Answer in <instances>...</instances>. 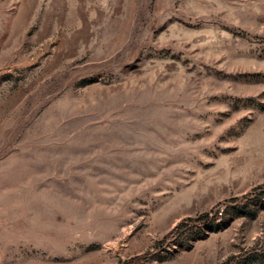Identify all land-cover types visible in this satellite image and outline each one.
Listing matches in <instances>:
<instances>
[{
  "label": "rangeland",
  "instance_id": "obj_1",
  "mask_svg": "<svg viewBox=\"0 0 264 264\" xmlns=\"http://www.w3.org/2000/svg\"><path fill=\"white\" fill-rule=\"evenodd\" d=\"M0 264H264V0H0Z\"/></svg>",
  "mask_w": 264,
  "mask_h": 264
},
{
  "label": "trees",
  "instance_id": "obj_2",
  "mask_svg": "<svg viewBox=\"0 0 264 264\" xmlns=\"http://www.w3.org/2000/svg\"><path fill=\"white\" fill-rule=\"evenodd\" d=\"M187 222H184L183 224H186Z\"/></svg>",
  "mask_w": 264,
  "mask_h": 264
}]
</instances>
